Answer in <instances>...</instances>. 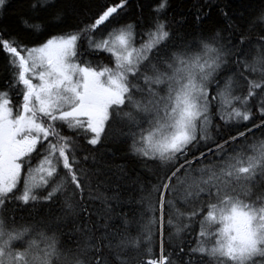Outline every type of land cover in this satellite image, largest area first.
<instances>
[{
  "label": "snow or ice",
  "instance_id": "snow-or-ice-1",
  "mask_svg": "<svg viewBox=\"0 0 264 264\" xmlns=\"http://www.w3.org/2000/svg\"><path fill=\"white\" fill-rule=\"evenodd\" d=\"M22 4L18 31L0 27V264H264V0L239 18L217 5L226 26L213 28L201 6L193 32L170 0L147 22L137 5L139 25L121 19L129 0L74 25L58 0ZM114 118L156 176L131 180L127 199L122 166L111 195L93 189L81 143Z\"/></svg>",
  "mask_w": 264,
  "mask_h": 264
},
{
  "label": "trees",
  "instance_id": "trees-1",
  "mask_svg": "<svg viewBox=\"0 0 264 264\" xmlns=\"http://www.w3.org/2000/svg\"><path fill=\"white\" fill-rule=\"evenodd\" d=\"M107 0H58V4L64 7L68 11L69 23L75 24L79 20H86L92 11H95V7L98 4L105 3ZM154 0H129V7L125 13L122 14L121 19L124 22L134 23L139 25L140 20L138 16L141 15V10L137 5H143L142 15L145 22L150 17L149 5ZM211 4V7H204L203 11L208 13L207 23L203 25L204 28L222 27L226 26L222 15L219 12L217 5L225 7L226 11L232 13L237 18L241 16L250 15L253 10L259 6V0H170L169 13L176 15L178 18L183 17L185 19L184 31H195L192 25V19L195 12L204 5ZM24 6L22 0H7V5L3 10H0V27L7 28L8 31H18L17 17L22 14ZM140 31V28H137ZM175 31V30H174ZM26 42H29L31 38H25ZM86 55H88L86 53ZM96 61L101 63H108L109 58L106 54H99L95 57ZM7 75L5 65L0 60V78ZM258 115V114H257ZM250 126V125H249ZM65 132L68 130L65 128ZM126 128H124L119 118H114L109 122V126L106 129V133L102 134V139L95 147L83 143L85 151L91 150L89 158L86 162V167L90 169V174L93 177L92 187L97 188L107 195L112 194V190L115 188L116 181L113 173L117 171V166H122L127 176L124 177V181L119 182L122 195L125 199L128 198V191L131 190V180L138 179L145 187H150L151 183L155 182L156 176L153 174L152 161H141L139 158L130 155L129 144L131 143L130 137L125 135ZM215 134V125L212 129ZM220 135H227L224 129H221ZM126 182V183H125ZM180 207L179 202H177ZM140 205L133 203L132 205H124L123 211H127L130 219L133 218V213L136 212V218L139 217L138 209ZM15 213V220L18 223L24 224L34 220H40L41 217H47L59 211V202L52 205L51 208H46L41 205L36 207L20 206L13 209ZM10 215V213H6ZM137 226L131 228V235L135 236L137 233ZM196 230H199L198 224ZM167 236V234H165ZM187 239H192L188 237ZM167 244V239H165ZM185 247H187V240L185 241ZM156 253L159 254V241L155 246Z\"/></svg>",
  "mask_w": 264,
  "mask_h": 264
}]
</instances>
